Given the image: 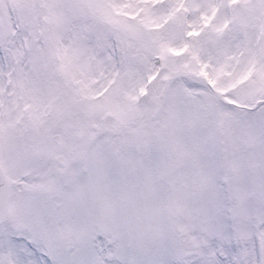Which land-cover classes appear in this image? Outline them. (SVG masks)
Wrapping results in <instances>:
<instances>
[{"label": "snow or ice", "instance_id": "1", "mask_svg": "<svg viewBox=\"0 0 264 264\" xmlns=\"http://www.w3.org/2000/svg\"><path fill=\"white\" fill-rule=\"evenodd\" d=\"M0 264H264V0H0Z\"/></svg>", "mask_w": 264, "mask_h": 264}]
</instances>
